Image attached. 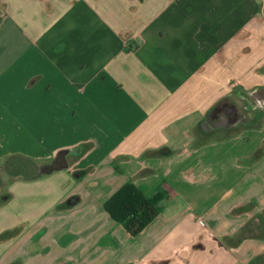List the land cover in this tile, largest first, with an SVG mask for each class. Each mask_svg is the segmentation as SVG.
<instances>
[{"label": "crops", "instance_id": "crops-1", "mask_svg": "<svg viewBox=\"0 0 264 264\" xmlns=\"http://www.w3.org/2000/svg\"><path fill=\"white\" fill-rule=\"evenodd\" d=\"M249 92L264 0H0V264H264V115L209 122Z\"/></svg>", "mask_w": 264, "mask_h": 264}, {"label": "trees", "instance_id": "trees-1", "mask_svg": "<svg viewBox=\"0 0 264 264\" xmlns=\"http://www.w3.org/2000/svg\"><path fill=\"white\" fill-rule=\"evenodd\" d=\"M103 208L130 235L138 234L158 214L153 199L145 196L131 181L115 191L105 201Z\"/></svg>", "mask_w": 264, "mask_h": 264}, {"label": "flooded vegetation", "instance_id": "flooded-vegetation-1", "mask_svg": "<svg viewBox=\"0 0 264 264\" xmlns=\"http://www.w3.org/2000/svg\"><path fill=\"white\" fill-rule=\"evenodd\" d=\"M254 92L245 93L242 96H244V104L242 105V108H238L232 103L231 101H228V109L229 111H223L220 113L222 118H216L215 113L213 112V116L210 118L209 122L212 124L215 123H236L237 121H243L247 122L250 121L247 117L248 110L251 109L253 112V116L256 118H261L262 115H264V108L261 109L260 106V99H263L264 96L260 95L259 93L256 95H253ZM255 98L256 100H253ZM220 105V104H219ZM217 105L215 107V110L218 111L220 109V106ZM233 107V108H232ZM248 109V110H247ZM253 117V118H254Z\"/></svg>", "mask_w": 264, "mask_h": 264}, {"label": "water", "instance_id": "water-1", "mask_svg": "<svg viewBox=\"0 0 264 264\" xmlns=\"http://www.w3.org/2000/svg\"><path fill=\"white\" fill-rule=\"evenodd\" d=\"M263 102H264V98L263 99H260V106L263 105Z\"/></svg>", "mask_w": 264, "mask_h": 264}, {"label": "rangeland", "instance_id": "rangeland-1", "mask_svg": "<svg viewBox=\"0 0 264 264\" xmlns=\"http://www.w3.org/2000/svg\"><path fill=\"white\" fill-rule=\"evenodd\" d=\"M262 119V118H261ZM261 121V120H260Z\"/></svg>", "mask_w": 264, "mask_h": 264}, {"label": "built area", "instance_id": "built-area-1", "mask_svg": "<svg viewBox=\"0 0 264 264\" xmlns=\"http://www.w3.org/2000/svg\"><path fill=\"white\" fill-rule=\"evenodd\" d=\"M234 85V84H233Z\"/></svg>", "mask_w": 264, "mask_h": 264}]
</instances>
